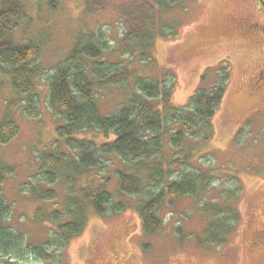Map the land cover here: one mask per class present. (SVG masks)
<instances>
[{
    "label": "rangeland",
    "instance_id": "374dc122",
    "mask_svg": "<svg viewBox=\"0 0 264 264\" xmlns=\"http://www.w3.org/2000/svg\"><path fill=\"white\" fill-rule=\"evenodd\" d=\"M55 2V7L42 11L28 4L30 17L16 32L18 41L33 40L42 48L39 64L44 73L34 91L41 110L37 119L24 114L25 96L16 93L0 63V121L11 104L20 124L16 138L5 145L0 143V159L16 168L0 191L12 204L8 226L30 244L47 241L50 226L35 220L41 204L30 198V189L22 188L38 172V156L51 147L56 128L62 124L49 108L47 80L79 36L101 28L108 46L107 59L121 61L125 67L131 65L136 75L164 82L169 71L176 79L172 97L176 106L188 105L199 89L211 90L224 67L230 71V78L212 120L213 138L198 146L193 160L196 170L211 175L210 183L198 196H186L165 206L160 231L149 236L143 233L138 206L144 197L134 196L128 208L119 213L89 214L81 235L63 249H50L53 260L30 255L21 263L264 264V86H254L264 68V45L259 36L262 33L248 28L254 21L263 22V17L250 0H187L163 14L157 0ZM146 23L155 28V34L152 46L143 48L151 53V59L143 60L140 52ZM129 81L99 92L104 113L124 103L132 89V77ZM112 176L108 189L117 194V180ZM95 180L100 181L99 177ZM56 188L64 196L63 186ZM210 206H230L238 214L237 220L226 216L231 227L222 242H212L205 233L215 220L207 211ZM46 207L50 209L51 204ZM8 262L0 257V264Z\"/></svg>",
    "mask_w": 264,
    "mask_h": 264
},
{
    "label": "trees",
    "instance_id": "16d2710c",
    "mask_svg": "<svg viewBox=\"0 0 264 264\" xmlns=\"http://www.w3.org/2000/svg\"><path fill=\"white\" fill-rule=\"evenodd\" d=\"M55 1L0 0V63L16 93L25 96L23 111L29 119H37L41 112L34 91L44 73L39 64L42 48L33 40L18 41L16 32L30 17L28 4L42 11L55 7ZM157 1L163 14L187 0ZM154 34L155 28L146 23L140 52L143 60L151 59V53L143 48L152 46ZM161 34L169 35L166 31ZM105 37L101 28L79 36L47 80L49 108L62 124L56 128L51 147L38 156V172L22 189H30V198L41 204L34 218L50 226V236L41 244H30L8 226L12 204L0 191V257H6L8 264H22L30 255L53 260L50 249H63L81 235L89 214L124 211L134 196L144 197L138 206L142 229L145 235H153L163 227L160 214L165 206L198 196L210 183L211 175L196 170L193 160L198 146L213 138L212 120L226 95L230 71L224 67L211 90L199 89L188 105L176 106L172 102L176 79L169 71L164 82L136 75L131 65L107 59ZM130 77L132 89L124 103L104 113L99 92L107 86L127 85ZM19 132L13 106L8 104L0 121V143L8 144ZM15 170L0 159V187ZM112 173L117 194L108 189ZM56 185L63 186L64 196ZM207 211L215 220L205 233L212 242L224 241V233L231 227L226 216L237 220L238 214L230 206H210Z\"/></svg>",
    "mask_w": 264,
    "mask_h": 264
},
{
    "label": "flooded vegetation",
    "instance_id": "af4514ba",
    "mask_svg": "<svg viewBox=\"0 0 264 264\" xmlns=\"http://www.w3.org/2000/svg\"><path fill=\"white\" fill-rule=\"evenodd\" d=\"M249 4L253 6V9L255 10V12H257L259 15L263 17V22L260 23V21L259 22L254 21L252 25H249L248 28H255L258 33H262V35H259L258 33L256 34L260 36L261 40H263L262 45H264V6H263L264 0H250ZM263 60H264V56H263ZM254 86L257 89L262 88L264 86V68L258 73L254 81Z\"/></svg>",
    "mask_w": 264,
    "mask_h": 264
}]
</instances>
